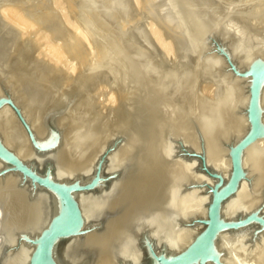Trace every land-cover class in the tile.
I'll use <instances>...</instances> for the list:
<instances>
[{
	"label": "bare ground",
	"instance_id": "obj_1",
	"mask_svg": "<svg viewBox=\"0 0 264 264\" xmlns=\"http://www.w3.org/2000/svg\"><path fill=\"white\" fill-rule=\"evenodd\" d=\"M12 1L14 2V0ZM70 1L74 3V0ZM104 1L75 0L73 5H75L76 9L77 2L78 8L77 12L76 10H72V12L76 13V15L71 13L70 10L69 13L64 11L65 8L67 10V4L59 12L60 14H54V17L51 15L50 19L48 12L42 13V16H45L43 18L47 20L46 25H43V21L40 20L41 22L38 25L42 24L43 26L39 28L37 25V28H39L38 33L35 29L37 39L42 40V42L38 43L36 38V40H33V42L37 41L39 47L43 45V47L41 46L42 48H38V45L34 42L38 49L37 54L40 55L37 60L40 63L43 62L39 65L50 69V71L52 70V72L54 70L59 71L64 67L69 71L67 73L70 75L67 73L64 75L66 79L62 83L63 87L58 85L60 87L58 88L55 83L54 86H57V90L53 87L55 89L50 90L49 88L50 91L48 89L41 91V89L37 90V87L36 89L30 88L29 84L28 90L24 89L25 92L28 91L27 95L29 94L28 98H31L33 106L38 108V110L36 109L37 111H40V115L36 118L37 120L31 118L28 110H26L28 104L26 103L23 106V102H26V100L22 101L23 98H21L22 105L19 99L16 98L17 94L12 91L13 87L9 88L11 83L8 84L5 91L12 97L23 117L28 121L37 141H44L51 137L52 128L50 125L55 127L59 134L56 144L57 161L64 169L79 170L83 168L86 164L92 162L114 133H124V139L117 148V160L130 159L132 162L130 168L126 170V176L116 184L114 194L108 202V207L115 211V216L107 222L103 231L93 229L89 221L84 222V228H87L84 233V244L97 246L99 249L95 264H114L108 246L128 218L151 207L159 208L160 204L170 198L173 191L172 188L181 181L199 179V175L187 172L181 163H170L165 160L163 157V140L166 138L167 133L171 132L183 137L196 148L200 147L199 142L202 141L207 160L218 166L222 170L223 175L227 177L229 173L228 145L241 137L249 127L244 110L248 99L247 85L249 80L248 78L237 76L231 71L222 55L213 49L214 45L211 43V36L217 33L228 40V47L232 50L233 56L240 67L246 66L254 56L259 55L264 58V52H262L264 48L260 51L258 49L260 47L257 48L259 44L254 43L255 49H258L257 51L254 48L248 49L251 47L248 46L246 48L251 50V52L249 51V54L240 56V54H244V51L239 52L240 48L235 50L233 43L235 41L236 44L237 41L232 39V34L231 37H227L228 32L230 33L229 28L226 33L223 30L227 27L219 29L222 26L219 25L218 27L215 25L219 21L215 19L218 16L221 19V14L217 11L220 9L218 7L221 4H217V10H214L217 12L216 15H219L215 19L213 16L212 20V17H208L203 11H200L199 14L202 12L206 16H201L203 14L199 15L197 14L198 12L194 11L195 8L198 9L196 6L199 1L195 0L198 3L195 4V8H191L192 0H165L173 7L168 13L163 12V14L159 11L162 8L157 9L158 16L155 15L157 16L156 24L151 23V20L147 21L145 13L148 11L145 12L146 9L144 8L142 11L145 13L140 11L141 13H137V16L132 14L135 16L134 19L131 17L132 21H127L130 16L128 19H126L128 16H125L126 18L124 19L126 21L122 20V22L126 23L123 25L120 21L122 25H119L114 18L124 17V15L120 12V14L112 12L113 9L116 10L115 7L112 8L113 5L112 7L110 6L114 0L110 1L111 3L109 2V7L111 8H102L104 6L102 4L106 2ZM139 1L140 3L142 2V0ZM161 1L159 0L160 3H162ZM137 2L136 4L138 5L139 2ZM159 2L157 1V3ZM54 3L58 4L57 0H54ZM55 4L53 6L57 7ZM200 4L205 7L203 3ZM16 5L18 4L16 3ZM16 5L13 6L10 1L3 0L0 2V26L5 29L3 32L0 27V34L1 32L4 33L2 34L4 38L2 35V38H0V59L9 54L8 51L11 47L9 48L10 43L6 44L7 39L17 37L20 30L25 31L28 28L30 30L34 23L37 24L33 19L38 14L32 18L30 12H27V10L25 12L21 11L20 7L18 6L19 8H17ZM59 5L57 8L62 9ZM33 6L35 7V5ZM169 6L166 8L168 9ZM73 7L70 6L68 8L74 9ZM57 8L55 10L58 12ZM208 8L205 10L211 12L212 10ZM202 9L204 10V8ZM163 10L165 11V9ZM206 11L204 12L206 13ZM221 11L223 12V10ZM159 12L161 13L160 15ZM45 13H48V16ZM150 14L154 20L153 14L151 12ZM207 14L211 15L212 13ZM223 14L222 17L224 16ZM113 15L117 16L113 18ZM123 17L120 18L123 19ZM226 19L223 21L225 25L227 24ZM159 26L165 29V34L162 35ZM42 28H50L51 32L47 33L46 29L45 31L40 30ZM29 32L31 33L32 31L30 30ZM24 33L26 34L27 32L25 31ZM31 34L34 35V32ZM21 35L22 33L18 35V38ZM166 37H170L173 45L170 46L168 43L170 41L167 40L169 44L168 47L166 46L167 50L171 49L170 51L172 52H170L169 59H166L168 63L166 62L167 64L164 66L161 63L162 58L160 60L159 54H161V48L164 50L163 39ZM31 38L28 40L32 41ZM81 38H86L88 47ZM262 41H264L263 37ZM30 52L29 55L31 54ZM11 53H14V49ZM16 54L14 55L17 56ZM23 54H25V51ZM29 55H26V57ZM8 56V59L12 57L10 54ZM10 60L7 65H10V63L14 65V61ZM14 60L16 62L17 59L14 57ZM2 63L0 64L2 65ZM22 64L21 67L18 64L22 68L20 70L24 73L30 71L29 74L31 73L32 75L31 71H33L32 67L35 66H33L34 63L31 64V68L29 67L31 65H28L26 61L25 64ZM10 68H13L12 65ZM160 68L164 72L163 75H159L155 71ZM214 68V71L218 70L217 77L215 75L214 77L219 81V85H215L216 81L210 80L213 76L208 78L211 74L208 72ZM27 69L29 71L26 72ZM70 71L73 73L71 74ZM23 72L20 74H23ZM27 77L30 79V76ZM181 78L182 81L179 80V82H182L183 86L180 89L181 86H178L179 83L177 81ZM35 79H38V77ZM7 82H10V80ZM0 83L1 88H6L7 83L3 84L1 77ZM26 86L25 88L28 87ZM176 86L180 89H178L179 91L176 90ZM49 87H52V85H49ZM17 93L21 94L20 91ZM3 94L5 92H2ZM23 95L21 94V96ZM102 98L110 106L109 110L106 109L108 111L106 114L101 115L99 111L98 115V108L95 105L98 103L100 105L103 102L101 101ZM259 101L260 118L264 125V83L261 87ZM28 106L30 107V105ZM13 112L11 107L5 103L0 108V141L19 157L28 160L32 154V146L24 127L17 122L18 120L15 122V119H13L15 118ZM13 125L16 128L15 132L13 130V135L16 134V138L18 137L16 140H14L15 138H13L11 133ZM242 166L248 180L241 182L238 200L246 204L247 208L253 209L258 204H264V133L244 150ZM1 168L2 165L0 164ZM26 193L27 191L18 184L17 176L14 172H6L5 175L0 176V232H3L10 240L8 243H3V250H7L8 253H6L5 260L1 259V264H23L26 255L32 249V244L23 238L27 237L29 233L37 235L42 226L39 225L41 216L40 202L33 194H31L30 199H26ZM187 197L192 198V200L188 199L190 202L188 207L192 208L193 211L195 210L199 216L204 215L208 197L204 198L205 196L203 197L200 193L187 195ZM178 204H180L179 201H177ZM224 207L226 209L223 208V217H231L232 208L227 203ZM50 211L51 216L59 211V202L54 195L50 198ZM195 235H197V232L187 229L179 234V238L181 243L186 245ZM60 247H62V244L58 248ZM217 249L216 251H219L222 260L231 264L241 263L240 258L234 259L227 253V250H225L227 248L224 249L222 247L221 249L220 246H217ZM250 252L249 257L245 259L248 261L246 263L264 264V232L256 238L250 248ZM52 256L60 264H68L56 248L52 249Z\"/></svg>",
	"mask_w": 264,
	"mask_h": 264
},
{
	"label": "water",
	"instance_id": "obj_2",
	"mask_svg": "<svg viewBox=\"0 0 264 264\" xmlns=\"http://www.w3.org/2000/svg\"><path fill=\"white\" fill-rule=\"evenodd\" d=\"M227 41L217 33L211 36L213 49L222 55L231 71L249 80L248 99L244 107L249 127L228 145V176L225 177L218 166L207 160L202 141L196 148L183 137L168 132L163 140V157L170 163H181L187 172L199 175V179L181 181L172 188L170 198L159 208L151 207L129 217L108 246L114 264H231L222 260L219 251H216V240L221 233L252 229L245 237L249 242L247 250L250 255L251 246L264 232V204L249 209L238 200L240 184L248 180L242 166V154L264 133L259 101L264 83V58L254 56L246 66L240 67ZM4 103L13 109L24 127L31 142L32 154L24 160L0 141V176L14 172L18 184L27 191L26 199L33 194L40 202L41 210L39 225L42 226L38 234L29 233L23 238L32 244L23 264H60L52 256L53 248L68 264H95L99 249L84 244L87 229L84 222L89 221L93 229L103 231L107 222L115 216L108 202L132 162L130 159L117 160V148L124 139V133H114L92 162L83 168L64 169L57 161L59 134L55 127L50 125L51 137L37 141L9 94L0 95V108ZM200 192L208 196L202 216L188 207L192 198L187 197ZM52 195L58 199L59 211L51 216ZM177 201L180 204L177 205ZM226 203L232 208L229 218L222 215ZM195 224L201 225L202 229L188 244L183 245L179 234ZM9 241V237L0 232V264L8 253L3 250V243ZM61 244L62 247L58 248ZM225 250L230 254L228 249ZM239 254L243 256V253ZM231 257L237 258L235 254Z\"/></svg>",
	"mask_w": 264,
	"mask_h": 264
},
{
	"label": "rangeland",
	"instance_id": "obj_3",
	"mask_svg": "<svg viewBox=\"0 0 264 264\" xmlns=\"http://www.w3.org/2000/svg\"><path fill=\"white\" fill-rule=\"evenodd\" d=\"M1 1H3V0H0V2ZM4 1H10V3L11 4H13V6H15L16 5V3L18 4V5H16V7L17 8H19L20 7V9H21V11H24L25 12V10H27V12H30L31 14V17L32 18H34L33 16H36L37 14V16L33 19L34 20V22H36L37 24H35L34 23V25L32 26V27H30V30L32 31L31 33H33L34 32V35L33 34H31L29 31V28H28V30H25L27 33L25 34L24 32L25 31H21V33H22V35L21 36H19V38H18V35H20L21 33H20V31H19V33H18V35H17V37H12V38H10V39H7V41H6V44H9L10 46H9V48H10V50H11V52H13V49H14V53H11V52H9L8 51V53L10 54V55H12V59L11 60H13L14 61V65H15V68H14V65H13V63H10V65H7V63H8V61L10 60V59H8V55L9 54H7L4 58H2V59H0V63H4V65H3V63H2V65L0 64V77H1V80L3 81V84L6 82L7 83V85H6V88L4 87V88H1V83H0V90H2V91H0L1 93H0V95H2V92L4 93L5 92V94H8V92L7 91H5L6 89H7V87H8V84L9 83H11V84H9V88L11 89V87H13L12 88V91H14V93L15 94H17V96L19 95V97H17L16 96V98L17 99H19V101L21 102V104L23 105V103H24V105L23 106H25L26 105V103L28 104V105H30V107L27 105L26 106V110H28V113H29V115H30V117L31 118H33V119H35V120H37L36 118L40 115L39 114V112L40 111H37L38 110V108L37 107H35V106H33V104L31 103L32 101L28 98V96H29V94L27 95V93H28V91H26L25 92V90L27 89L28 90V88H29V86H30V88H35L36 89V87L38 88L37 90H39V89H41V91H46V89H48V91H50V90H52V89H55L56 88V90L58 89V88H60L59 86H62L63 84L62 83H64V79H66L65 77H64V75H66V73L67 72H69L68 70H66L64 67H62L61 68V70H59V71H56V70H54V72H52V70L50 71V69H47V68H45L44 66H40L39 64H42L43 62H39L37 59L38 58H40V55H38L37 53H38V49L36 48V44L38 45L37 47L38 48H40L41 46L43 47V45H41L40 47H39V42L41 41L42 42V40H39V39H37V33L39 32L38 30H39V28L41 27V26H43V25H46V22H47V20L46 19H44L45 18V16H42L43 14L42 13H44V12H48V13H45L46 15L48 14V15H50L49 16V19L51 18V15H53L52 17H54V14L55 15H57V13H59L61 10H63L64 8H65V6H66V4H67V10H65L64 9V11H68V13H69V10L71 11V13H74V12H72V10H76V12H77V2H76V9H75V5H73V4H75V0H74V3H73V1H70V0H57V2H58V4H55L54 3V0L53 1H51V0H47V1H45V0H30V2H29V0H21V1H17V0H14V2L12 1V0H4ZM17 1V2H16ZM28 1V2H27ZM32 1V2H31ZM68 1V3H66ZM106 1V2H105ZM104 2L105 3H107V4H105V3H103L102 5H104V6H102V8H111L112 7V5H113V7L112 8H114L115 7V9L116 10H112V12L114 13L115 12V14L116 13H121L122 15H124V17L123 16H119V18L120 17H123V19L122 18H114L115 16H117V15H113V18H114V20H116V21H118L117 23L119 24V25H124L125 23H123L122 22V20L123 21H126L124 18H126L127 16V18L126 19H128L129 18V16H130V18L127 20V21H129V20H133L134 18H135V16L134 15H136L137 16V13H141L140 11H142V10H144V8L146 9L145 10V12L146 11H148V12H144V11H142V13H145V15H146V19H147V21L148 20H151V23L153 22L154 24H156V22H157V16H158V14H157V12H158V10L157 9H159V8H162V9H165V11L163 10L162 11V9L160 10L159 9V11L163 14V12H165V13H168L170 10H171V8L173 7L169 2H166L165 0H160L162 3H160L159 2V0H142V5H143V7H142V5L140 6V1L139 0H137L138 2H139V4L137 5L136 4V0H114L115 1V3H114V1H112V0H105ZM108 1V2H107ZM110 1H112V3L110 2ZM136 1V2H135ZM153 1V2H152ZM157 1L160 3V5H159V3H157ZM163 1H164V3H163ZM193 1V4H192V7L191 8H195V4H197L198 2H196V1H199V3H198V5L196 6V7H198V9H199V11H197L198 9H196L195 8V12H198L197 14H199L200 13V11H203V13L204 14H206V15H208V17H212L211 19L213 20V16H214V19L216 18V16L217 15H219V14H221V19H220V16H218L215 20L217 21V20H219V21H217L216 22V26H218L219 27V25L220 26H222L221 28L219 27V29H223V27H227L225 30H223V31H225L226 33H227V31L226 30H228V28H229V31H230V33L228 32V35H227V37H231V34H232V39L233 40H236L237 42H236V44H235V41H234V46H235V50H237L238 48H240L238 51L240 52V51H244V54L242 53V54H240L239 52V54H240V56H243V55H246V54H249V51L251 52V50H248V49H255V46H254V43H256V44H259V45H257V48L258 47H260V48H258L260 51L261 50H263V48H264V41H262V37H263V40H264V0H219V3H218V0H215V2H214V0H192ZM195 1V2H194ZM211 1V2H210ZM13 2V3H12ZM19 2V3H18ZM20 2H23V3H20ZM62 2V3H61ZM72 4H71V3ZM109 2L111 3V5L109 4ZM137 2V3H138ZM146 4H145V3ZM189 2V1H188ZM205 2V3H204ZM209 4H208V3ZM26 3H28V4H26ZM32 3V4H31ZM43 3V4H42ZM146 5V7L148 8V10H147V8L146 7H144L145 5ZM200 3H203V6H207V5H210V6H208V7H202V5L200 4ZM214 3V4H213ZM21 4H24V5H21ZM52 4V5H51ZM57 5V7H58V5H59V7L61 6L62 7V9L61 8H57L56 6H53V5ZM62 4V5H61ZM70 4V5H69ZM205 4V5H204ZM207 4V5H206ZM217 4H221V6L219 5V7H218V5ZM33 5H35V7L33 6ZM105 5H108V6H105ZM109 5L111 6V7H109ZM154 5V6H153ZM165 5H167V6H169L168 7V9L166 8L167 6H165ZM213 5H216V6H213ZM19 6V7H18ZM28 6H30V7H28ZM70 6H74L73 8L74 9H69L68 7H70ZM140 6V7H139ZM24 7V8H23ZM27 9H26V8ZM33 7V8H32ZM139 7V8H138ZM142 7V8H141ZM215 9H214V8ZM216 7H218V8H220L221 10H223V12H224V14H223V12L219 9V10H217V8ZM55 8H57V10H58V12L55 10ZM152 8V9H151ZM153 8H154V11H153ZM202 8H204V10L202 9ZM207 8L209 9V10H212L211 12L210 11H206L207 10ZM212 8V9H211ZM29 9V10H28ZM33 9V10H32ZM47 9V10H46ZM60 9V10H59ZM138 9V10H137ZM206 9V10H205ZM150 10V11H149ZM217 10V11H219V14H217L216 15V13L217 12H215V11ZM37 11H38V13H37ZM43 11V12H42ZM136 11V12H135ZM139 11V12H138ZM204 11H206V13L204 12ZM41 14H40V13ZM55 12V13H54ZM150 12L153 14L152 16H154V20H153V17H151V14H150ZM154 12H156V13H154ZM159 12V15L161 14ZM220 12H222V13H220ZM119 13V14H120ZM147 13H149V14H147ZM164 13V14H165ZM171 13V12H170ZM202 12H201V14H203ZM207 13H215V14H207ZM32 14H34V15H32ZM44 14V15H45ZM60 14V13H59ZM75 15H76V13H74ZM132 14H134V15H132ZM201 14H199V15H201ZM201 15V16H206V15ZM222 14L224 15L223 17H222ZM47 15V16H48ZM132 15V16H131ZM155 15H157V16H155ZM210 15V16H209ZM249 15V16H248ZM46 16V18H48ZM126 16V17H125ZM173 16V15H172ZM171 16V17H172ZM42 18V19H40V18ZM44 17V18H43ZM133 19H132V18ZM151 19H150V18ZM156 18V19H155ZM209 18V19H210ZM227 18V19H226ZM45 20V24H44V20ZM48 19V20H49ZM175 19V18H174ZM225 19L227 20L226 22H227V24L225 25L224 23H223V21H225ZM43 21L42 22V24H40V25H38L41 21ZM153 20V21H152ZM222 20V21H221ZM120 21L122 22V24L120 23ZM213 23H215V22H213ZM223 24V25H222ZM37 25L39 26V28H37ZM67 25V24H66ZM1 27V26H0ZM70 27V26H69ZM32 28V29H31ZM2 29V30H1ZM1 31H3L4 32V27H1ZM35 29L37 30V33H36V31H35ZM47 31V33H49V32H51V30H50V28H45ZM45 29H40V30H43V31H45ZM49 29V30H48ZM159 29H160V32L162 33V35L163 34H165V29L163 28V27H160L159 26ZM71 30H72V28H71ZM233 30H234V32H235V34H233L234 32H233ZM235 30H238V31H235ZM232 31V32H231ZM3 32H1V34H0V38H2L3 37V35L2 34H4ZM237 32H239V33H237ZM245 32H246V34H245ZM249 34H248V33ZM9 33V32H8ZM262 33V34H261ZM29 34V35H28ZM256 34H258V35H256ZM1 35H2V37H1ZM6 35V34H5ZM230 35V36H229ZM234 35V36H233ZM239 37H238V36ZM245 35V36H244ZM247 35H248V37H247ZM31 36H33V38H31ZM235 36H237V37H235ZM241 36V37H240ZM249 36H250V38H249ZM252 36V37H251ZM4 38V37H3ZM23 38H25V39H23ZM32 39V41L31 40H28V39ZM37 39V41H38V43H37V41H34V42H36V44L34 45V42H33V40H36ZM163 38H164V36H163ZM168 38V39H167ZM234 38H236V39H234ZM254 38V39H253ZM23 39V40H22ZM243 39V40H242ZM3 40V39H2ZM6 40V39H5ZM9 40V41H8ZM24 40H25V42H24ZM81 40L83 41V43H85V45H87L86 43V38H81ZM167 40H169L170 41V37H166L165 39H163V41L165 42H163V45H165V47H163V45H161V47H163L164 48V50H165V52L163 53V51L164 50H162V48H161V54H159V58H160V60H161V58H162V60H161V63L165 66L167 63H168V60H166V59H169V56H170V52H172V51H170V50H167V47H168V45L170 44V46L171 45H173V43H172V41H170V42H168L167 43ZM247 40V41H246ZM249 40V41H248ZM253 41V43H252V41ZM0 41H1V39H0ZM27 41V42H26ZM33 42V43H31V42ZM239 41H240V43H239ZM257 41V42H256ZM259 41V42H258ZM260 41H261V43H260ZM21 42H23L22 44H21ZM40 42V43H41ZM245 42V43H244ZM248 42H249V44H248ZM263 42V43H262ZM26 43V44H25ZM28 43V44H27ZM243 43V44H242ZM252 43V44H251ZM5 44V45H6ZM33 44V45H32ZM238 44H240V45H238ZM255 44V45H256ZM261 44V45H260ZM263 44V45H262ZM32 45V47L30 48V46ZM241 45H242V48H241ZM7 47H8V45H6ZM13 46V47H12ZM28 46V47H27ZM167 46V47H166ZM210 46H211V44H210ZM237 46H240V47H237ZM248 46H251V47H249L248 48ZM18 47V48H17ZM22 47V48H21ZM24 47V48H23ZM41 47V48H42ZM87 47H88V45H87ZM248 49H247V48ZM262 47V48H261ZM16 48H17V50H16ZM26 48V50H24ZM34 48H36V50H34ZM166 48V49H165ZM173 48L175 49V47L173 46ZM21 49V50H20ZM32 49V50H31ZM173 49V51H175ZM258 49H255L256 51L258 50ZM4 50V49H3ZM15 50H16V53H15ZM27 50H29V51H27ZM33 50H34V53H35V55H34V53H33ZM167 50V51H166ZM0 51H1V48H0ZM19 51H21V52H19ZM24 51H25V54H23L24 53ZM27 51V52H26ZM31 51V52H30ZM37 51V52H36ZM254 51V50H253ZM29 52L31 53L30 55H29ZM167 52V53H166ZM237 52V51H236ZM262 52H264V50L262 51ZM169 53V54H168ZM14 54H16L17 56H15ZM36 54H37V56H36ZM166 54V55H165ZM26 55H29V56H27L26 57ZM34 55V58L32 59V56ZM8 56V57H7ZM24 56V57H23ZM162 56V57H161ZM14 57H15V59H17L16 60V62H15V60H14ZM16 57H18V58H16ZM29 57V59H27ZM22 58V59H21ZM27 60H26V59ZM31 58V59H30ZM36 58V59H35ZM8 59V60H7ZM23 59H25L24 61H23ZM164 59V60H163ZM10 60V61H11ZM18 60H20L19 62H18ZM31 62H30V61ZM33 60V61H32ZM2 61V62H1ZM12 61V62H13ZM25 61H26V63L28 64V65H31V64H33V66L35 65H37V63H38V68H37V66L35 67H32V65L31 66H29L30 68L32 67V69H33V71L35 72H33V71H31L32 72V75H31V73L29 74V70L28 69H30L29 67H27L28 69L26 70V72L27 71H29L28 73H24L23 71H21L20 69H22V68H20L21 67V63H23V64H25ZM35 61V62H34ZM36 61H37V63H36ZM163 61V62H162ZM30 62V63H29ZM167 62V63H166ZM6 63V64H5ZM16 63H18L19 64V66H18V64H16ZM22 64V65H23ZM26 64V65H27ZM7 65V66H6ZM11 65H12V67L14 68V70H13V68L11 69L10 67H11ZM4 68H3V67ZM19 67L18 68V70H16L17 69V67ZM2 67V68H1ZM163 66H161V68H162ZM9 68H10V71H9ZM161 68L160 69H158V70H160V71H158V70H155V71H157L158 72V74L159 75H163V70H165V69H163V70H161ZM216 68V67H215ZM215 68L214 69H211V71H209L208 73L211 75H209V77L208 78H212V76H213V78L212 79H210L211 81H213L214 80V82L216 81V83H215V85H219L220 83H219V81L217 80V78L215 79V77H217V75H218V70L217 71H214L215 70ZM2 69H5V70H2ZM8 69V71H6ZM32 69H30V70H32ZM34 69H37V70H34ZM16 70V71H15ZM40 70V71H39ZM2 71V72H1ZM3 72H5V73H3ZM23 72V74H20V73H22ZM65 72V73H64ZM214 72V73H213ZM7 73V74H6ZM61 73V74H60ZM70 73L72 74L73 72H71L70 71ZM5 74H6V77H5ZM26 74V75H25ZM27 74H29V75H27ZM36 74V75H35ZM68 75H70L69 73H67ZM35 75V76H34ZM214 75H215V77H214ZM24 76V77H23ZM27 76H30V79H29V77H27ZM58 76V77H57ZM64 78H63V77ZM208 76V75H207ZM9 79H8V78ZM26 77H27V79H29L28 81H27V79H26ZM38 77V79H35V78H37ZM68 77V76H67ZM61 78V79H60ZM63 78V79H62ZM56 79V80H55ZM59 79V80H58ZM6 80V81H5ZM10 80V82H7V81H9ZM33 80V81H32ZM35 80V81H34ZM61 80V81H60ZM62 80H63V82H62ZM179 80H181L182 81V78L181 79H178V83L176 82V84H178V86L180 85L181 87H180V89L182 88V82H179ZM27 81V82H26ZM32 81V82H31ZM39 83H37V82ZM61 83H60V82ZM12 82H14V83H12ZM30 82H31V84H30ZM34 82V83H33ZM218 82V83H217ZM27 84V86H28V84H29V86L27 87L26 86V84ZM36 83V84H35ZM55 83H56V85L58 86V88H57V86H54L55 85ZM60 83V84H59ZM181 83V84H180ZM35 84V85H34ZM13 85V86H12ZM49 85L51 86L52 85V87H49ZM3 86H5V85H3ZM25 86L27 87V88H25ZM35 86V87H34ZM38 86H40V87H38ZM64 86V85H63ZM62 86V87H63ZM213 87H214V85H212ZM16 87V88H15ZM41 87H43V88H45L44 90L41 88ZM47 87V88H46ZM53 87H55V88H53ZM216 87V86H215ZM49 88H50V90H49ZM175 88H177L176 90H178L179 88L176 86ZM15 89V90H14ZM18 89V90H17ZM25 89V90H24ZM179 89V90H180ZM23 90H24V92H23ZM173 90H175V89H173ZM178 90V91H179ZM16 91V92H15ZM20 91V93L23 95V94H26V95H23V96H21V94H19V93H17V92H19ZM177 91V92H178ZM23 92V93H22ZM174 92H176V91H174ZM4 95V94H3ZM21 96V97H20ZM25 97V98H24ZM21 98H23V100L22 101H24V100H26V102L24 101L23 103H22V101H21ZM103 99V100H102ZM101 99V101H103V102H101V104L99 105V103L97 104V105H95V107H97L96 109L98 110L97 111V114H98V112L100 111V112H102V113H100L99 112V114H101V115H103V114H106L108 111H106V109L107 110H109V106H110V104L104 99V98H102ZM28 100H30V101H28ZM28 101V102H27ZM104 103H105V105H104ZM32 106V107H31ZM37 109V110H36ZM30 110V111H29ZM36 110V111H35ZM12 111H13V109H12ZM33 111H35V112H33ZM96 111V110H95ZM36 112H38V113H36ZM105 112V113H104ZM32 113V114H31ZM34 113V114H33ZM98 114V115H99ZM31 115H33V116H31ZM100 115V116H101ZM13 116L15 117V118H13V119H15V122L18 120L17 119V117H16V115L14 114V112H13ZM99 116V117H100ZM35 117V118H34ZM98 117V116H97ZM32 119V120H33ZM26 120V119H25ZM96 120V119H95ZM27 121V120H26ZM13 122V121H12ZM18 123H20L19 122V120L17 121ZM28 122V121H27ZM14 123V122H13ZM21 124V123H20ZM22 125V124H21ZM30 126V125H29ZM13 129L11 130V133H12V135L14 134V132H15V127H14V125H13V127H12ZM13 130H14V132H13ZM32 130V129H31ZM26 132V131H25ZM27 134V133H26ZM15 136V137H14ZM28 136V135H27ZM13 138H15L14 140H16L17 138H16V134L15 135H13ZM12 138V139H13ZM29 138V137H28ZM29 142H30V139H29ZM31 143V142H30ZM225 170V169H224ZM200 194L201 195H203V197L204 198H207L208 196L205 194V193H203V192H200ZM205 202V201H204ZM224 209H226V207H224ZM202 229V226L201 225H199V224H195V225H193L192 226V228H191V230L193 231H195V232H199L200 230ZM251 232V230H244V231H240V232H237V233H229V232H223V233H221L220 235H219V237L217 238V240H216V244H217V246H220L221 248L222 247H225V248H227L228 250H229V255L231 256L232 254H235L236 255V257H237V255L239 256L240 254V252L241 253H243V256L241 255V256H239L238 258H240L241 259V263H239V264H248V263H246V262H248L247 260H245V259H247L248 257H249V252H248V250H247V245L249 244V242L246 240V234H247V232ZM222 244V245H221ZM238 251V252H237ZM244 260V261H243Z\"/></svg>",
	"mask_w": 264,
	"mask_h": 264
}]
</instances>
